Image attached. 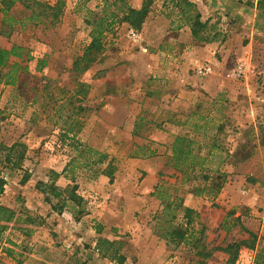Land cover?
<instances>
[{"label":"rangeland","instance_id":"rangeland-1","mask_svg":"<svg viewBox=\"0 0 264 264\" xmlns=\"http://www.w3.org/2000/svg\"><path fill=\"white\" fill-rule=\"evenodd\" d=\"M189 1L205 24L201 39L173 0H153L140 29L116 24L80 74L72 64L88 40L85 19L103 0H64L52 24L50 14L29 18L39 11L31 0L0 11V48L33 57L10 58L27 66L14 85L0 78V144L26 151L11 168L0 150V204L17 219L0 264H264V0ZM176 137L201 164L174 167ZM109 160L111 178L102 172ZM50 180L76 186V218L35 188ZM253 237L234 262L215 249Z\"/></svg>","mask_w":264,"mask_h":264},{"label":"trees","instance_id":"trees-1","mask_svg":"<svg viewBox=\"0 0 264 264\" xmlns=\"http://www.w3.org/2000/svg\"><path fill=\"white\" fill-rule=\"evenodd\" d=\"M29 0H0L1 8L0 11L6 13L8 9L14 6L16 3L22 4L24 7H30L28 3ZM175 5L181 10L182 15L185 17V20L190 26L191 33L195 38L201 39L200 35L201 30L204 29V23L200 21V13L196 10L195 4L189 0H173ZM31 2L38 7L39 11H31L29 18L36 22L44 23L41 18L44 14H50L53 23L54 20L58 18L62 12V7L64 5V0H56L53 4H48L47 2H40L37 0H31ZM153 3V0H141L140 6L134 8L129 5L127 0H103V4L99 11L93 12L89 11L88 18L85 19V23L89 26L88 31V40L82 48V53L78 56L73 64V72L80 74L84 72L92 63L96 62L101 53L103 52V37L107 32H110L113 27L118 23H127L129 26L140 29L143 21L150 11V7ZM25 51V57L23 58V52ZM21 58L26 61L32 59V55L29 50L23 46L13 44L10 48H0V70L6 66L9 68L2 77L4 78L3 83L6 85H14L16 83V71L18 68L25 71L27 66L24 65L21 67L18 62H10V58ZM44 65V61H38L37 68ZM83 85V84H81ZM82 92V90H81ZM66 137V134L63 135ZM183 139L181 137H176V142L172 148V157L175 159V168L181 169L177 166L178 161L181 164L189 166L201 164L199 161H196L198 157L196 155H191L190 150L185 145L182 147ZM73 149H78V144L72 140L70 143ZM0 150H3V162L9 165L11 168H20L21 163L25 158V145L21 142H14L10 146H2L0 144ZM92 151L91 148L85 147L81 150L82 153ZM100 158L96 160L95 163L104 162L106 155L99 154ZM93 162L91 161V164ZM86 164V163H85ZM183 169H185L183 167ZM113 167L111 166L110 160L107 161V165L102 169L103 174L107 175L109 178L112 176ZM182 170V169H181ZM185 173V170L182 171ZM54 177L58 175L57 172L51 171ZM210 176L203 175L204 180H208ZM28 179V176L25 175L19 183L24 184ZM224 181V174L218 173L217 176L213 177L212 185L209 187V190L213 191L215 194L220 189ZM6 184V179L1 176L0 170V194L4 190V185ZM37 191L44 196V200L51 206L54 211L61 212L64 208L67 209L75 218L83 212L82 209V197L77 195L75 192L76 186H69L61 189L56 186L52 180L50 181H37L35 184ZM52 197H57V200H53ZM17 220L15 216L14 209L0 204V242L3 236L4 231L7 229V224ZM29 222H31L29 220ZM179 234V233H178ZM183 237V234L180 235ZM99 250L100 244L107 242L102 238L97 239ZM241 246L247 248H253L254 246V237L251 241L240 240L227 244L225 247H216L215 249L221 250L229 254V261L234 262L237 256V252ZM204 256L209 255V252L203 254Z\"/></svg>","mask_w":264,"mask_h":264},{"label":"built area","instance_id":"built-area-1","mask_svg":"<svg viewBox=\"0 0 264 264\" xmlns=\"http://www.w3.org/2000/svg\"><path fill=\"white\" fill-rule=\"evenodd\" d=\"M129 33H130L132 36H135V37H136V34H135V32H134L132 29L129 31Z\"/></svg>","mask_w":264,"mask_h":264}]
</instances>
